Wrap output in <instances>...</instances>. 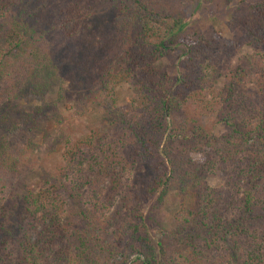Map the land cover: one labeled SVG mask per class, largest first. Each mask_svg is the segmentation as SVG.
<instances>
[{"label":"trees","instance_id":"1","mask_svg":"<svg viewBox=\"0 0 264 264\" xmlns=\"http://www.w3.org/2000/svg\"><path fill=\"white\" fill-rule=\"evenodd\" d=\"M151 1L0 0V264H264V0H235L227 25L254 57L226 65L220 86L218 70L212 78L203 66L223 56L219 37L192 27L174 3ZM53 29L77 40L72 54L29 48ZM180 47L186 58L172 78L157 62ZM43 54L51 58L40 68ZM54 75L69 81L80 114L88 104L96 110L80 135L64 137L55 169L32 190L23 172L36 154L30 139L16 138L39 130L42 106L32 100H44ZM121 81L136 94L129 106L118 103ZM214 118L226 131L205 128ZM119 128L117 144L110 134ZM109 156L139 171L114 227L99 215L121 184L111 175L125 164L118 172ZM215 170L220 187L206 181ZM174 186L179 207L163 215Z\"/></svg>","mask_w":264,"mask_h":264},{"label":"rangeland","instance_id":"2","mask_svg":"<svg viewBox=\"0 0 264 264\" xmlns=\"http://www.w3.org/2000/svg\"><path fill=\"white\" fill-rule=\"evenodd\" d=\"M63 1V0H62ZM71 1V0H69ZM156 4H164L167 5L170 3H174L177 9L183 13L189 21L192 23V27H199L204 31L208 32L210 35L218 36L221 41V52L217 53V56L212 58V62L205 61L204 67L206 71L211 72L212 78L215 75V71L218 70L217 78L213 79L216 81L218 86H220L226 77V65L230 67L236 61V58L241 55H247L249 59L254 57V53L252 48L248 46L246 43H239L238 35L235 31L231 30L227 23L229 21L230 15L237 8V1H232L230 4H224L221 1H205V0H152ZM151 1V2H152ZM105 10V9H104ZM100 11L97 10V12ZM111 14L110 10H106V14H102L103 16L109 17ZM94 18V14L92 16ZM46 34L45 32L43 33ZM35 42L34 46H31L30 40L28 42L29 48L36 50L38 46L39 49H44V46L51 49L53 52L55 49L56 55L60 53V51L68 50L67 53L72 54V49L76 47L77 40L66 37L62 34V32L57 29L56 31L53 29L52 35L48 36H38L35 34L33 37ZM71 49V50H70ZM182 47L178 50H174L170 54L166 55L162 58L161 61L157 62V65L165 67L167 69L168 74L175 78L179 75L180 70L182 69V63L186 58V55L179 54L182 51ZM224 49H226V52ZM228 54H231L230 61H228ZM74 57V55H72ZM256 56V54H255ZM51 57L48 55L41 56L37 64H40L41 67L48 66V61ZM73 59V58H72ZM214 61H217V64H214ZM65 65V64H64ZM63 65V67H64ZM64 69V68H63ZM213 70V71H212ZM221 73V74H220ZM51 83L46 87L43 91L44 100L39 102L36 98H33L32 102L34 104H41L42 110L38 114L37 118L41 121V126L39 130L36 131H28L25 130L21 132L16 141L23 142L24 140L30 139L32 142L31 146L33 151L35 152V156L37 162L32 163L33 165L28 166V170L24 171V182L25 185L28 186L32 190H36L38 188L39 181L45 175L44 171L48 167H53L55 169L56 164L59 162V151L62 148V142L64 137L70 133L78 136L81 132L84 131V126L87 124L88 119L94 117V112L96 108H94L93 104H88L85 112L80 114V104L82 102H78V97L76 94H73V88L69 84V81L66 79L56 78L55 75L52 77ZM252 83V82H251ZM64 88V90L62 89ZM117 92L118 103L124 106H129L133 102V99L136 97L133 86L126 81H121L115 85ZM64 93V94H63ZM70 93H72L70 95ZM42 94V93H41ZM40 94V95H41ZM22 100L21 97L17 100ZM26 100V98H25ZM90 100L86 101L89 102ZM215 116L218 115V112L214 113ZM94 119V118H93ZM205 128L212 129L215 133H220L226 131V128L217 120H208L206 124H204ZM71 127L74 130H71ZM125 136L123 132H121L120 128L115 130L110 134V137L116 140V143L119 144L122 137ZM48 139V140H47ZM15 145V144H13ZM124 145L126 150L131 152V143L124 141ZM48 151L53 154L50 156ZM58 154V155H57ZM196 158L201 160V155H195ZM40 161V162H39ZM111 165L110 168H114L116 171H122L121 174H112L111 176H116L115 179L120 181L121 184L118 185L116 194H114V198L110 200L111 205L107 206L104 215H99V221L101 225H106V221L109 222L108 226L114 227L117 225L118 219L120 216L117 214L118 203L121 196L125 193L126 182H130V180L137 178V174L139 171L137 170V163H133L131 167L128 166V161L123 160L122 157L117 156H109L108 160ZM105 166L106 168H109ZM125 166L122 168V165ZM219 167L221 166L218 163ZM142 177V176H141ZM223 176L220 174L219 170H215L214 172H208L206 175L207 184L211 187H220L223 182ZM99 191L97 192L98 198H100V203L102 202V197L104 194H107L110 182V176H105L100 181ZM112 194V191L110 192ZM180 196L177 193V189L174 186L169 194L167 201L160 208V212L163 215L167 213L174 212L179 207ZM104 205V204H103ZM105 206V205H104ZM117 209V210H116ZM92 211L96 210L94 207L91 209ZM105 217V218H104ZM109 218V219H108ZM130 219V217H127ZM111 231L110 227L105 230L107 235L109 236V232ZM121 253H116L114 256L119 258ZM132 256H130L131 258Z\"/></svg>","mask_w":264,"mask_h":264}]
</instances>
